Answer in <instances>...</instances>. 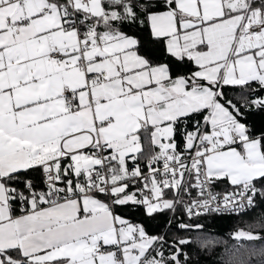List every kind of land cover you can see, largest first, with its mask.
<instances>
[{"label":"snow or ice","instance_id":"snow-or-ice-1","mask_svg":"<svg viewBox=\"0 0 264 264\" xmlns=\"http://www.w3.org/2000/svg\"><path fill=\"white\" fill-rule=\"evenodd\" d=\"M261 207L264 0H0V264H264Z\"/></svg>","mask_w":264,"mask_h":264},{"label":"trees","instance_id":"trees-1","mask_svg":"<svg viewBox=\"0 0 264 264\" xmlns=\"http://www.w3.org/2000/svg\"><path fill=\"white\" fill-rule=\"evenodd\" d=\"M261 219H264V207L257 208L256 210L248 212L247 214L217 217L209 221L210 232L218 239L226 241L227 246L231 247L232 245L237 244V241L232 238V233L239 229L252 230L248 228V225L254 224ZM262 234H264V232H262ZM241 243L249 246L255 244L257 247H259L261 244H264V241H241ZM224 247V244L217 246V248L214 250L213 255L217 256L222 253L224 251Z\"/></svg>","mask_w":264,"mask_h":264}]
</instances>
